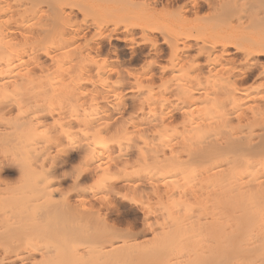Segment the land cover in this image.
I'll return each instance as SVG.
<instances>
[{"label":"bare ground","instance_id":"1","mask_svg":"<svg viewBox=\"0 0 264 264\" xmlns=\"http://www.w3.org/2000/svg\"><path fill=\"white\" fill-rule=\"evenodd\" d=\"M261 55L264 0H0V264H264Z\"/></svg>","mask_w":264,"mask_h":264},{"label":"rangeland","instance_id":"2","mask_svg":"<svg viewBox=\"0 0 264 264\" xmlns=\"http://www.w3.org/2000/svg\"><path fill=\"white\" fill-rule=\"evenodd\" d=\"M96 6V5H95ZM98 7V6H97ZM142 17V16H141ZM164 21V20H163ZM119 44V45H118ZM108 45H110V49L111 50H115L116 48H118V47H120V48H118L119 50H120V52H121V54H122V56L125 58V60H126V63H128L127 65H129V64H131L130 66H132V64H133V66L132 67H139L140 65L139 64H141V62H143V60H144V57H142V56H140L139 58H141V59H134L133 61L130 59V53H129V50L127 49V48H124L122 45L123 44H121V42L119 43V41H116V40H114L113 42H112V44H108ZM112 46V47H111ZM165 46V45H164ZM163 46V47H164ZM166 47V46H165ZM164 47V48H165ZM122 48V49H121ZM142 48H144L145 50H147L146 49V47L145 46H142ZM140 46H139V50H143ZM125 49V50H124ZM167 49V48H166ZM166 51V50H165ZM128 52V53H127ZM165 56V55H164ZM164 56H162V58H161V64H165L166 63V59H167V56L168 55H166L165 57ZM165 58V59H164ZM164 59V60H163ZM259 59H260V61H263L264 62V55L262 56H260L259 57ZM136 60H138V62L136 61ZM127 61H131V62H133V63H129V62H127ZM163 61H165V63L163 62ZM163 62V63H162ZM134 64H135V66H134ZM139 66H138V65ZM1 142V141H0ZM1 144V143H0ZM1 146H3V145H1ZM0 146V147H1ZM6 147L8 146V145H5ZM9 148H11L10 149V152H11V150H12V147L11 146H8ZM4 149H5V147H4ZM77 149V148H76ZM76 149H74V151H72V155L70 156L71 158H69V159H67V164H66V168L68 167L69 169V171H66V173L67 172H69V175H70V173H74L75 174V172H76V174H77V172L79 171V169H78V167L80 166L81 167V164H80V161H79V159L81 160V156H80V153H79V150H77V152H76ZM3 152H4V150H3ZM7 152H8V150H7ZM74 152V153H73ZM5 154H7L6 153V150H5V153H3V155H5ZM9 154V153H8ZM77 154V155H76ZM73 155H74V157H76V159L73 157ZM79 156V157H78ZM79 158V159H78ZM1 159V158H0ZM72 159V160H71ZM70 160V161H69ZM69 161V162H68ZM79 161V162H78ZM70 164V165H69ZM78 166H77V165ZM15 166V165H14ZM16 167V168H15ZM14 168H12V167H10L9 166V168H6V169H4V170H1L0 171V178H2L1 179V181H0V183L2 182V185H0V187L1 186H5V183H6V185H9L10 187H13V186H15L17 183H15V182H18L19 183V181H20V177H18V175L20 176V174H19V172H17L18 171V168H17V166H15ZM78 170V171H73V170ZM84 171V172H82V174L83 175H85V178H84V176L81 174V171ZM3 171V172H2ZM80 174H81V176L79 177L78 176V182H79V180H80V182L78 183V182H76V184H75V177L74 176H77V175H74L73 173V175L71 174V177H69V175H68V173H67V176L66 175H64V177H63V175L61 176V180L63 181V179L65 178V180L62 182L61 180H60V185L62 186V188L64 189V190H66L69 194H70V200L71 201H74L76 198H77V193L79 192H77V187L80 185V183H82L84 186L83 187H81L82 186V184L79 186V188L81 187V188H87V187H85V186H88L89 187V185H93L94 183H95V181H93L94 179H92V178H94V176H92V175H90V172H88V171H85L84 169H80ZM79 174V173H78ZM18 178H19V180H18ZM91 180H90V179ZM73 179V180H72ZM87 180V181H86ZM84 181V182H83ZM5 182V183H4ZM120 182L121 181H117L116 182V184H114V186L115 187H117L118 186V184H119V187L121 186V184H122V182H121V184H120ZM8 183V184H7ZM63 183V184H62ZM77 183H78V185H77ZM93 183V184H92ZM11 184V185H10ZM15 184V185H14ZM18 185V184H17ZM117 185V186H116ZM8 186V187H9ZM66 187V188H65ZM114 187V188H115ZM119 187H117V188H119ZM121 188L122 189H124L122 186H121ZM120 188V189H121ZM120 189H119V191H120ZM121 189V190H122ZM81 190V189H80ZM125 190V189H124ZM124 190H122V191H120V192H118V189H114V191H113V195H114V197L116 198V203L114 204V205H112L113 207L112 208H114L115 206L117 207L116 209H114L113 211H111V213H110V215H109V217H108V219H111V220H108L109 221V223L111 224V225H114V226H120L119 228H121L122 227V229H126V228H133L135 231H139L140 229H142V225H143V222H144V218H145V210L144 209H142L143 207H142V203H140V201H127V200H125L126 198L125 197H120L119 198V194L118 193H121V192H123L124 193ZM116 192H118L117 193V195H118V198H117V195H116ZM79 194V193H78ZM122 195V194H121ZM73 198V199H72ZM123 198V199H122ZM125 198V199H124ZM129 199V198H128ZM118 201H119V203H118ZM122 204V205H121ZM119 205V206H118ZM123 206V207H122ZM123 209V210H122ZM112 210V209H111ZM144 210V211H143ZM115 212V214H112V213H114ZM143 219V220H142ZM112 220H113V222H112ZM115 220V221H114ZM117 220V221H116ZM162 220L163 219H160V220H158L160 223L162 222ZM111 221V222H110ZM119 222V223H118ZM158 222V223H159ZM114 223V224H113ZM116 226V227H117Z\"/></svg>","mask_w":264,"mask_h":264}]
</instances>
